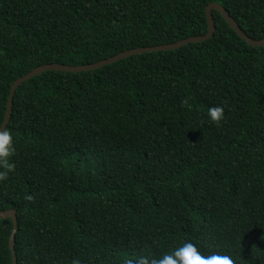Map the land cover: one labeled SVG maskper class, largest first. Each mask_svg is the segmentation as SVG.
Listing matches in <instances>:
<instances>
[{"label": "trees", "instance_id": "obj_1", "mask_svg": "<svg viewBox=\"0 0 264 264\" xmlns=\"http://www.w3.org/2000/svg\"><path fill=\"white\" fill-rule=\"evenodd\" d=\"M212 2L264 38V0H0V127L33 69L204 35ZM213 16L204 42L19 86L15 169L0 180L18 264H126L185 242L264 264V46ZM13 227L0 218V264H13Z\"/></svg>", "mask_w": 264, "mask_h": 264}, {"label": "water", "instance_id": "obj_2", "mask_svg": "<svg viewBox=\"0 0 264 264\" xmlns=\"http://www.w3.org/2000/svg\"><path fill=\"white\" fill-rule=\"evenodd\" d=\"M213 10H217L225 19L226 21L230 24V26L244 39L246 40L249 44L255 47H260L264 46V38L260 40H256L254 38H251L249 35H247L243 30L239 27L238 23L235 21V19L230 15V13L219 3L212 2L206 7V15H207V20H208V32L204 35H199V36H192L183 40H180L178 42H174L171 44H165V45H159V46H152V47H141V48H135L131 50H127L124 52L119 53L116 56H113L111 58L93 63V64H88V65H81V66H69V65H63V64H46L39 66L35 69H33L31 72L27 73L26 75L18 78L12 85L11 87V92L10 96L8 99L7 103V109L5 112V119L0 127V129L7 128L8 124L10 123L11 117H12V112H13V101H14V95L19 88V86L33 78L34 76L46 72V71H67V72H81V71H87V70H93V69H98L100 67H103L105 65L114 63L116 61L125 59L127 57L136 55V54H141V53H146V52H156V51H164V50H174L177 48H180L186 44L189 43H197V42H204L210 38H212L215 34L216 31V22L215 18L213 16ZM0 218L1 219H7L11 218L14 222V227L12 234L10 236V247L13 253V264H18L17 260V254H16V231L19 227V221L17 217V212L16 210H5L1 211L0 210Z\"/></svg>", "mask_w": 264, "mask_h": 264}, {"label": "clouds", "instance_id": "obj_3", "mask_svg": "<svg viewBox=\"0 0 264 264\" xmlns=\"http://www.w3.org/2000/svg\"><path fill=\"white\" fill-rule=\"evenodd\" d=\"M182 103L187 105L188 101L184 100ZM208 116L212 121L219 122L224 116L223 107H209ZM15 152L16 148L12 133L6 128L0 129V180L6 179L8 174L14 171L15 164L10 157ZM72 264H80V261L74 259ZM126 264H228V261L215 256L211 259H205L195 245L191 242H185L182 246L174 249L169 254H164L159 259L141 256L135 261H127Z\"/></svg>", "mask_w": 264, "mask_h": 264}]
</instances>
